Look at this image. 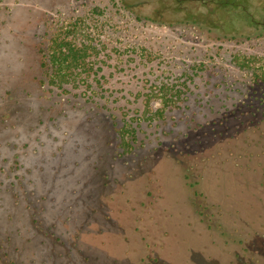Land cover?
I'll return each mask as SVG.
<instances>
[{
	"label": "rangeland",
	"instance_id": "rangeland-1",
	"mask_svg": "<svg viewBox=\"0 0 264 264\" xmlns=\"http://www.w3.org/2000/svg\"><path fill=\"white\" fill-rule=\"evenodd\" d=\"M0 264H264V0H0Z\"/></svg>",
	"mask_w": 264,
	"mask_h": 264
},
{
	"label": "trees",
	"instance_id": "trees-1",
	"mask_svg": "<svg viewBox=\"0 0 264 264\" xmlns=\"http://www.w3.org/2000/svg\"><path fill=\"white\" fill-rule=\"evenodd\" d=\"M86 45H77V43L71 41L70 39H66L65 36L61 37L59 35H56L52 38L50 50H49V63L51 66L49 67L50 70L46 72L47 77L49 80L53 83L58 84L59 86L62 85V83L70 80L71 78L74 79V76L76 75L77 71L75 68L81 66V64L84 61V58L86 56ZM173 86L169 84H162L157 87L156 91L162 92L161 94V102L162 106L152 110L148 111L149 113L143 117V119L153 120L157 119L163 116V113L166 109V106L169 104L171 97H167V95L170 93V89ZM136 127L131 124L129 120H125L122 127L119 129V137H120V147L122 148L121 154H126L128 152L132 151V139L135 136ZM185 179L189 177V175L184 176ZM187 184L194 188L193 190V205L195 209L200 213L203 214V211L201 210L202 207H204L201 204L200 197L201 195L198 193V190L196 189V184H198V181H187ZM209 221H212V219H209Z\"/></svg>",
	"mask_w": 264,
	"mask_h": 264
}]
</instances>
